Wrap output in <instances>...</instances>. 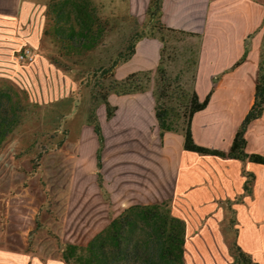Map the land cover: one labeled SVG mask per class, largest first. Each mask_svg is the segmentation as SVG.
I'll list each match as a JSON object with an SVG mask.
<instances>
[{
    "label": "crops",
    "instance_id": "obj_1",
    "mask_svg": "<svg viewBox=\"0 0 264 264\" xmlns=\"http://www.w3.org/2000/svg\"><path fill=\"white\" fill-rule=\"evenodd\" d=\"M48 1L0 0L1 55L9 56L27 46L36 51L41 46ZM96 2L112 19L126 15L142 24L150 0ZM162 22L194 34L191 37L196 40L198 50L190 85L201 99L213 91L209 104L193 116L195 141L229 150L254 103L264 41V0H163ZM247 41L246 58L237 64L246 53ZM162 47L160 38L140 39L134 56L117 66L115 77L122 79L143 70L155 74ZM154 95V87L134 94H110L109 101L118 109L109 119L105 104L99 107L97 114L105 136L101 172L112 200L122 204L111 219L105 217L104 225L137 203L150 204L165 197L185 198L189 193L198 205L203 199H217L218 202L199 206L200 213L209 218L192 242L188 225L187 263L230 264L232 245L237 241L264 264V165L200 154L194 159L184 158L186 153L194 152L184 149L182 133L160 135ZM80 133L77 144L88 166L76 171L74 181L79 184V192L89 194L101 189L97 180L99 140L92 124H85ZM245 136L247 152L264 154V113L249 124ZM172 139L178 143L173 145ZM205 164H215L220 169V175L214 176L216 179L209 176V184L203 178ZM244 169L255 173L252 193H245ZM84 176H88L86 180H82ZM189 183L197 184L191 192H187ZM197 194L206 197L198 201ZM224 221L226 232L234 235L228 244L222 227Z\"/></svg>",
    "mask_w": 264,
    "mask_h": 264
},
{
    "label": "rangeland",
    "instance_id": "obj_2",
    "mask_svg": "<svg viewBox=\"0 0 264 264\" xmlns=\"http://www.w3.org/2000/svg\"><path fill=\"white\" fill-rule=\"evenodd\" d=\"M147 18L142 24L126 15L116 20L111 18L112 27L104 42L80 58L76 67L56 64L52 60L56 46L51 38L44 36L32 63L19 62L15 57L17 50L9 56L0 54V85L16 88L27 107L22 123L0 147V264H67L62 257L65 245H86L106 227L105 217L111 219L118 213L122 204L112 200L106 187V193L102 188L89 194L78 191L79 184L74 181L76 171L87 168L88 160L80 155L77 142L80 131L89 123L92 93L110 74L104 75L103 68L108 67L120 51H127L128 44L142 31L136 23L143 25ZM146 33L150 37L159 36L152 25ZM197 50L196 40L191 35L170 34L164 66L172 87L182 85L193 90L190 83ZM156 76L149 74L141 79L152 88ZM172 104H177L176 99L173 98ZM171 143L176 145L178 141L172 139ZM184 156L187 159L201 157L197 153ZM204 168L198 167L204 169L207 184L209 176L220 175L215 164H205ZM85 184L92 188L90 182ZM196 186L189 183L187 192ZM203 196L206 197L197 194L196 200H202ZM162 199L170 200L172 212L185 219L191 228V242L209 218L200 213L199 206L218 202L203 199L202 204H194L191 193L185 198ZM222 227L226 232L225 221ZM224 236L228 244L234 235L230 231Z\"/></svg>",
    "mask_w": 264,
    "mask_h": 264
},
{
    "label": "trees",
    "instance_id": "obj_3",
    "mask_svg": "<svg viewBox=\"0 0 264 264\" xmlns=\"http://www.w3.org/2000/svg\"><path fill=\"white\" fill-rule=\"evenodd\" d=\"M44 37H49L56 46L52 60L56 64L69 68L79 65V59L96 50L112 27L111 18L104 13L103 7L96 0H49L47 4ZM147 21L141 32L128 44L126 52L120 51L108 67H104L105 82H100L92 93L93 105L88 118L94 126L99 140L97 151L98 183L106 193L103 182L102 151L105 147L103 127L97 117L98 104H105L107 118L117 112L108 97L110 94H134L149 89L142 77L154 74L151 70L137 71L122 79L115 77L117 66L134 56L137 42L150 37L148 27L158 30L163 42L162 57L156 70L154 96L156 99V119L161 137L167 132L182 133L183 146L189 152L200 155L217 156L225 159H238L264 165V154L247 152L246 133L249 124L264 113V41L262 59L259 62L258 78L254 103L242 120L234 135L229 150L207 147L199 144L193 137V116L209 104V95L201 99L196 90L189 91L182 85L172 87L170 75L164 66L166 44L174 34L194 35L191 31L174 29L162 22L163 0H150L147 8ZM252 35L249 37L251 38ZM249 43L246 42V53L238 63L246 58ZM104 76H102L103 78ZM147 79L149 77L147 76ZM176 99V105L172 100ZM25 110V99L16 88L0 85V147L10 134L22 123ZM245 193H252L255 173L244 169ZM170 200L164 199L154 203H137L125 208L111 223L102 228L86 245L67 243L62 252L67 264H188L185 249L188 224L184 218L175 215ZM234 223V221H232ZM233 261L230 264H261L251 253L234 241L232 245Z\"/></svg>",
    "mask_w": 264,
    "mask_h": 264
},
{
    "label": "built area",
    "instance_id": "obj_4",
    "mask_svg": "<svg viewBox=\"0 0 264 264\" xmlns=\"http://www.w3.org/2000/svg\"><path fill=\"white\" fill-rule=\"evenodd\" d=\"M37 52L35 51V49H33L32 47H24L21 51H19V53L16 54V59L19 62H23V63H32L37 54Z\"/></svg>",
    "mask_w": 264,
    "mask_h": 264
}]
</instances>
